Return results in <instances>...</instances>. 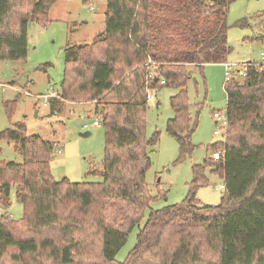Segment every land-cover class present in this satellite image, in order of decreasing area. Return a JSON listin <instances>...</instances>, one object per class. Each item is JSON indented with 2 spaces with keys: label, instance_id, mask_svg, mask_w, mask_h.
<instances>
[{
  "label": "trees",
  "instance_id": "1",
  "mask_svg": "<svg viewBox=\"0 0 264 264\" xmlns=\"http://www.w3.org/2000/svg\"><path fill=\"white\" fill-rule=\"evenodd\" d=\"M231 1L106 0L103 30L90 43L66 47L58 91L62 100L76 94L95 100L96 113L100 106V124L105 129L102 180H55L49 170L53 143L26 135L22 122L1 131L0 140L12 142L22 161L0 162V207L7 208L14 187L23 215L17 221L0 217V261L12 249L13 260L45 254L53 264H70L80 239L72 233L75 218L61 210L75 199L83 211L100 206L106 221L98 228L97 258L102 264H201L202 246L193 232L198 226L204 232L202 240L215 251L216 260L206 264H264L263 64L225 80L224 138L209 146L212 152L219 150L220 157L194 165L186 197L151 210L126 259L115 261L116 252L152 200L145 173L151 165L149 148L158 139L156 134L145 136L147 94L158 86L177 90L170 97L173 116L166 131L177 141L180 154H189L197 116L189 115L187 67L226 62L231 50L226 24ZM55 2L28 0L20 9L13 0H0V60L25 58L28 22L45 24ZM15 8L19 12L9 24ZM260 39L264 44V35ZM55 96L48 101L53 109ZM5 107L10 114L7 103ZM205 166L223 179L224 194L215 206L195 199L196 188L205 180ZM57 222L67 237L62 244L33 236ZM13 224L28 236H16Z\"/></svg>",
  "mask_w": 264,
  "mask_h": 264
},
{
  "label": "rangeland",
  "instance_id": "2",
  "mask_svg": "<svg viewBox=\"0 0 264 264\" xmlns=\"http://www.w3.org/2000/svg\"><path fill=\"white\" fill-rule=\"evenodd\" d=\"M27 1L13 0V3L24 9ZM105 9L106 0H56L47 11L48 21L45 24L28 22L25 58L0 60V132L12 123L22 122L26 135L36 134L53 143L49 170L55 180L64 177L71 182L102 180L99 173L103 167L105 129L101 124L91 125L94 119L101 120L100 106H97L96 113L95 100H87L84 94L62 100L58 91L64 75L66 47L90 43L104 28ZM18 12L17 8L12 11L9 24L14 22ZM263 12L264 0L229 2L226 24L231 50L226 63L232 66L230 74L245 62L264 65V44L260 39L264 35ZM187 69L190 72V79L186 83L189 115L192 119L197 116L196 128L190 138L193 149L189 154L181 155L177 141L166 131V123L173 116L170 97L177 90L167 86L150 90L153 99L147 101L144 114L145 136L149 138L156 134L158 139L149 148L151 165L145 173V184L152 200L139 223L134 225L116 252V262L126 259L151 210L178 204L186 197L193 179L192 167L203 166L205 158L211 160L212 149L209 146L223 142L224 133H213L220 120L215 122L212 113L221 111L225 115L224 63L205 64L201 69L188 65ZM238 80L241 81V78ZM53 94L56 96L52 100L59 109H53L49 104ZM6 103L11 108L10 114L6 111ZM84 132L90 134L85 136ZM1 161H22L12 142L0 140ZM203 175L205 180L196 188L195 199L201 205H218L224 194L223 179L208 166L204 167ZM75 201L70 199L61 210L75 218L72 233L80 239L70 264H102L97 258L100 246L98 228L106 221L101 217L100 206L95 204L83 211ZM22 215V205L16 200L12 187L7 208L3 210L0 207V217L17 221ZM57 223L33 236L39 241L48 237L56 244H62L67 237L58 227L60 223ZM12 226L16 236H28L23 228ZM193 232L202 246L204 262L201 264L215 261V251L202 240L203 229L198 226ZM12 253V249L8 251L0 264H53L45 254L13 260Z\"/></svg>",
  "mask_w": 264,
  "mask_h": 264
},
{
  "label": "built area",
  "instance_id": "3",
  "mask_svg": "<svg viewBox=\"0 0 264 264\" xmlns=\"http://www.w3.org/2000/svg\"><path fill=\"white\" fill-rule=\"evenodd\" d=\"M251 65H254V63L252 62H245V63H242L241 66L237 69H235V73L236 74H230L229 70L231 69V65L228 64V63H224V66H225V80H228L230 79L232 76L234 75H237L239 77L241 76H244L245 73H246V70L249 66ZM254 66H259V65H254ZM161 83H163V81H161ZM153 99V96L152 94L149 92L147 94V101H150ZM212 116L213 118H215V122H218L220 120V124L217 125V127L215 128L214 130V134L215 135H218V134H221V133H224V126L226 124V115H223V113L221 111H216V112H213L212 113ZM91 125L92 126H99L100 125V119L99 118H96L94 119L92 122H91ZM86 126V124L84 125V127ZM223 131V132H222ZM211 156L214 160L218 159L220 157V151L217 150V151H214L211 153Z\"/></svg>",
  "mask_w": 264,
  "mask_h": 264
},
{
  "label": "water",
  "instance_id": "4",
  "mask_svg": "<svg viewBox=\"0 0 264 264\" xmlns=\"http://www.w3.org/2000/svg\"><path fill=\"white\" fill-rule=\"evenodd\" d=\"M89 134H90V132H84L83 135L87 136V135H89ZM203 160H204V159H203Z\"/></svg>",
  "mask_w": 264,
  "mask_h": 264
},
{
  "label": "crops",
  "instance_id": "5",
  "mask_svg": "<svg viewBox=\"0 0 264 264\" xmlns=\"http://www.w3.org/2000/svg\"><path fill=\"white\" fill-rule=\"evenodd\" d=\"M152 94V93H151ZM153 96V95H152Z\"/></svg>",
  "mask_w": 264,
  "mask_h": 264
}]
</instances>
